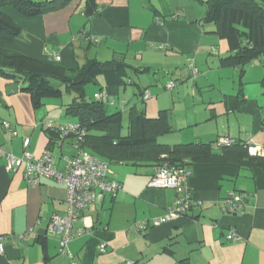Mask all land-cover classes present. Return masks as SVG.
<instances>
[{
    "label": "crops",
    "instance_id": "1",
    "mask_svg": "<svg viewBox=\"0 0 264 264\" xmlns=\"http://www.w3.org/2000/svg\"><path fill=\"white\" fill-rule=\"evenodd\" d=\"M4 12L22 29L18 39L2 44L7 56H24L66 70L82 66L87 58L107 62L121 57L146 70L136 77L161 71L172 75L170 80L179 87L166 96L167 85L165 90L134 85L135 95L147 89L149 99L153 95L162 99L141 109L147 116L163 110L170 113L172 131L160 137V143L252 139L253 148L264 156V56L244 67L229 59L236 55L240 41L222 38L214 34V25L206 26L208 8L203 1L97 0L96 12L88 15L86 0H73L61 11L33 18L12 7ZM190 62L198 69L197 76L190 74ZM20 88L21 84L0 79V147L21 158L24 140L30 139L27 151L34 158L50 150L62 169L63 158L74 154L75 138L51 141L42 126L48 121L45 113L35 110ZM134 105L140 109L138 103ZM5 124L17 134L12 135ZM251 153L257 154L255 149ZM4 166L0 156V236L5 237L0 264H264V169L260 167L189 162L186 186L195 205L170 222L139 232L136 223L164 216L177 192L149 186L153 166L111 164L109 179L120 182L122 190L115 197L105 194L82 211L74 228L85 232L69 243L71 258L60 254L59 236L49 230L52 218L66 210V187L47 179L31 187L24 169L8 172ZM232 193L244 200V206L227 212L224 203ZM42 229L46 235L40 233ZM232 231L239 240L228 239ZM103 243L107 250L101 253Z\"/></svg>",
    "mask_w": 264,
    "mask_h": 264
},
{
    "label": "trees",
    "instance_id": "2",
    "mask_svg": "<svg viewBox=\"0 0 264 264\" xmlns=\"http://www.w3.org/2000/svg\"><path fill=\"white\" fill-rule=\"evenodd\" d=\"M72 1L0 0V79L21 84L20 91L30 96L35 110L42 108L46 99H62L64 93L72 96L66 114L76 119V123L86 131L81 141L82 148L109 165L143 164L155 168L168 165L187 169L189 162L236 163L264 169V156L251 153L253 144L249 142L250 139H235L233 145H222L217 149L214 145L218 140L208 144L160 143L159 138L172 131L170 113L167 110L149 117L144 110L134 105L128 111V127L124 135V113L121 110L110 113L105 99L88 102L86 98V87L89 84H99L101 77L105 81L107 97L119 94L118 91L122 88L138 85L132 81L131 75L144 73L146 70L134 68L121 57L107 62L87 58L82 66L66 70L24 56L5 55L2 44L15 41L22 33V29L5 14L6 7H12L21 15L33 18L61 11ZM203 3L208 8L205 22L207 25H214V34L240 41L236 55L229 59H234L239 66L244 67L250 61L264 56V0H208ZM96 9L97 0H86L88 15L94 14ZM189 65L192 77L193 69L197 70V76L198 69L194 63L190 62ZM55 82L57 86H54ZM146 90L138 95L144 96ZM44 130L51 141L60 139L56 127ZM150 228L153 227L137 231L145 232Z\"/></svg>",
    "mask_w": 264,
    "mask_h": 264
},
{
    "label": "built area",
    "instance_id": "3",
    "mask_svg": "<svg viewBox=\"0 0 264 264\" xmlns=\"http://www.w3.org/2000/svg\"><path fill=\"white\" fill-rule=\"evenodd\" d=\"M56 60H61L59 56ZM193 74H197V70L193 69ZM175 87V83L171 82L167 85L169 90ZM107 95L96 94L95 99L103 100ZM151 94L147 92L145 100H148ZM115 106L114 101L109 103ZM43 128L56 129L60 134L61 140L70 137L75 138L74 154L72 157H64V167L59 169L54 162V158L50 150H46L40 158L34 156L27 151L30 146V139L24 140L25 153L23 157L18 158L11 153L4 152L0 147V156L5 159L4 168L8 172H15L24 169V176L29 186L38 187L42 179L53 180L62 184L67 189L66 210L61 215H55L50 223L49 230L53 234L59 236L58 242L60 246V254L62 256L72 255L68 252L69 243L76 237L84 234V228L75 229V223L81 220V213L87 209L92 203L96 202L105 194H111L113 197L122 190V184L116 180H110L109 176L113 173L110 165L101 158L94 156L82 148V138L86 131L82 129L78 123H62L57 124L53 120L42 124ZM12 135L17 133L10 128L9 124L4 126ZM236 140L232 137H223L218 139L214 148L222 145H233ZM252 143V139L249 140ZM255 149L256 153L258 148ZM190 172L184 168H175L168 165L158 166L155 170L149 186L151 188H173L177 192L174 205L169 208L167 213L159 218H155L151 222L136 223V230H146L149 226L157 227L166 222L172 221L176 216L184 215L194 205V199L190 190L186 186ZM224 210L227 212H236L244 206V200L234 193L225 200ZM229 240H239L234 231L230 232ZM4 236H0V254L4 253ZM101 253L107 250V244L103 243L99 246Z\"/></svg>",
    "mask_w": 264,
    "mask_h": 264
},
{
    "label": "rangeland",
    "instance_id": "4",
    "mask_svg": "<svg viewBox=\"0 0 264 264\" xmlns=\"http://www.w3.org/2000/svg\"><path fill=\"white\" fill-rule=\"evenodd\" d=\"M202 1L206 2L208 0H202ZM204 25H206V24H204ZM206 26H208V25H206ZM131 76H132V79L136 83H138L142 86L149 85L150 90H155V89L165 90V88H164L165 85H168L171 82L175 83V88L172 91L168 90V91L164 92V95L162 94L163 96H166L165 94L172 93L173 91H175L179 87V83L177 81L170 80L172 78V75L169 76L164 71L157 72V74L142 75L139 77H136V75H134V74H132ZM157 78H158V81H157ZM154 81H156V82H154ZM149 83H151V84H149ZM53 84H54V86L58 85L56 82ZM105 87H106L105 81H104V78H102V77L99 80V84H96V83L95 84H89L86 87L87 101L93 102L96 100L95 96H94L95 92L106 95V88ZM123 89L124 88H122L121 90L123 91ZM136 90H137V87H135L134 85L128 86L126 88V92H121V94L112 95L111 99H110V97H105L106 107L108 108V111L110 113H114L117 110H121L124 113V118H123L124 119L123 120V125H124L123 134L124 135L127 132L128 111H129L128 109L131 106L138 103L140 109H143V108L146 109L147 105L154 106V104H158L162 101V99L160 98L162 96H160L159 97L160 99L158 100L156 98V96L153 95V97L151 99L146 100L147 102H143V100H145V96H146L147 92L144 94V96H137L134 94V92ZM71 100H72V96L64 93L62 99H55V98L46 99L44 101V106L42 108H40L38 111H40L41 114L45 113L44 117L48 121L53 120L57 124L69 123V122L76 123L77 122L76 119H74L71 116H68L66 114L67 105H69V103H71ZM111 101H115L117 103L115 107H111L108 105ZM123 101H128L129 103L127 105H125V103H123ZM168 105H169V107H173V103L170 101H169ZM66 148H67V152H69L71 150V147H68V144L66 145ZM57 149H59V148H57ZM58 151L59 150H57V152Z\"/></svg>",
    "mask_w": 264,
    "mask_h": 264
},
{
    "label": "water",
    "instance_id": "5",
    "mask_svg": "<svg viewBox=\"0 0 264 264\" xmlns=\"http://www.w3.org/2000/svg\"><path fill=\"white\" fill-rule=\"evenodd\" d=\"M40 233H42V234L46 235V233H47V230H46V229H42V230L40 231Z\"/></svg>",
    "mask_w": 264,
    "mask_h": 264
}]
</instances>
